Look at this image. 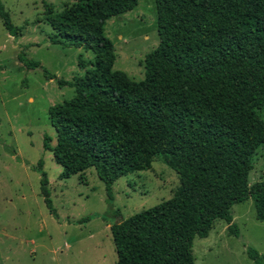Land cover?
I'll return each mask as SVG.
<instances>
[{
	"label": "trees",
	"instance_id": "1",
	"mask_svg": "<svg viewBox=\"0 0 264 264\" xmlns=\"http://www.w3.org/2000/svg\"><path fill=\"white\" fill-rule=\"evenodd\" d=\"M138 1L73 0L56 12L42 0L49 43L93 54L81 78L60 81L40 63L18 60L75 91L48 110L55 146L43 140L61 179L94 169L112 210L113 185L154 159L178 177L171 199L110 225L115 264H194L193 240L206 239L216 221L239 236L233 206L251 200L255 220L264 223V181L248 184L264 145V0H155L158 46L135 83L113 71L114 47L103 27ZM0 21L9 36H21L1 2ZM38 170L44 204L56 217L41 162ZM246 256L264 264L253 248Z\"/></svg>",
	"mask_w": 264,
	"mask_h": 264
},
{
	"label": "rangeland",
	"instance_id": "2",
	"mask_svg": "<svg viewBox=\"0 0 264 264\" xmlns=\"http://www.w3.org/2000/svg\"><path fill=\"white\" fill-rule=\"evenodd\" d=\"M44 1L56 12L73 2ZM0 2L21 30L13 38L0 21V264H115L110 225L171 199L178 177L154 159L149 169L113 185L112 210L94 169L61 179L62 168L44 151L43 140L47 137L55 146L48 110L70 101L75 91L47 81L41 70H25L18 58L38 62L57 80L72 82L92 69L93 54L49 43L52 31L44 21L42 0ZM156 19L155 0H139L131 12L105 22L104 35L116 56L113 71L135 83L144 80V58L158 46ZM258 115L264 120V109ZM40 162L56 217L41 195ZM252 167L249 186L264 181V145ZM231 212L239 236L229 235L225 222L216 221L206 239L193 240L194 264H253L246 256L248 247L264 255V223L255 220L253 202L235 205Z\"/></svg>",
	"mask_w": 264,
	"mask_h": 264
}]
</instances>
